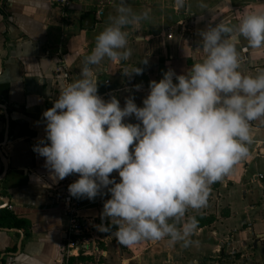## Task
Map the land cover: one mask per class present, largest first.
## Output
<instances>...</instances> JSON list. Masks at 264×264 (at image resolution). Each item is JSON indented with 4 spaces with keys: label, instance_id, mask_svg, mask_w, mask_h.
Segmentation results:
<instances>
[{
    "label": "crops",
    "instance_id": "crops-1",
    "mask_svg": "<svg viewBox=\"0 0 264 264\" xmlns=\"http://www.w3.org/2000/svg\"><path fill=\"white\" fill-rule=\"evenodd\" d=\"M119 3L0 0V264L66 263L69 220L60 198L64 179L50 178L33 143L41 139L49 143L42 114L66 82L81 78L85 55L110 23L109 17L116 15ZM127 3L138 13L147 11L149 18L125 29L132 53L127 61L105 58L90 66L97 94L106 102L115 97L123 108L131 98L143 107L150 81H159L170 69L186 74L203 60L200 33L216 24L233 28L225 38L241 58L240 72L256 75L257 69H264V46L249 47L236 31L243 15L264 12V0ZM134 67L140 74H124ZM123 122L141 123L135 116ZM251 124L247 155L210 186L206 207L186 213V218L195 216L198 221L192 244H169L165 238L123 246L114 234L116 226L107 217L101 219L103 203L111 198L102 188L93 200L81 198L85 204L81 214L98 237L97 250L79 255L92 261L73 264H264V123ZM110 179L119 182L118 172L113 171ZM14 220L21 226L13 225ZM74 257L78 256L69 259Z\"/></svg>",
    "mask_w": 264,
    "mask_h": 264
},
{
    "label": "clouds",
    "instance_id": "clouds-1",
    "mask_svg": "<svg viewBox=\"0 0 264 264\" xmlns=\"http://www.w3.org/2000/svg\"><path fill=\"white\" fill-rule=\"evenodd\" d=\"M148 18L147 11L138 13L120 0L85 55L81 78L66 82L43 112L49 143L41 139L33 151L44 157L50 178L78 174L68 186L71 196L93 200L107 188L111 198L103 203L101 219L116 226L123 246L168 238L169 244L188 247L198 221L186 213L206 207L210 186L247 155L250 122L264 123V69L240 72L241 58L225 38L233 28L216 24L200 33L203 60L186 74L170 69L150 81L143 107L131 98L123 108L115 97L104 101L90 66L105 58L127 61L132 53L125 29ZM236 31L249 47L264 46V12L243 15ZM132 72L141 70L124 74ZM129 116L141 123H124ZM113 171L119 182L110 179Z\"/></svg>",
    "mask_w": 264,
    "mask_h": 264
},
{
    "label": "built area",
    "instance_id": "built-area-1",
    "mask_svg": "<svg viewBox=\"0 0 264 264\" xmlns=\"http://www.w3.org/2000/svg\"><path fill=\"white\" fill-rule=\"evenodd\" d=\"M61 5H65L67 0H52ZM67 76L66 73H64ZM252 126L251 122L249 127ZM39 142H34L33 146ZM262 176V175H260ZM78 179L77 174L67 176L63 182V189L60 193L65 212L68 216L69 225L66 233V244L64 249V257L66 263L71 256L90 255L97 250L98 237L91 231L90 222L81 214L85 204L81 198L70 195L68 186Z\"/></svg>",
    "mask_w": 264,
    "mask_h": 264
},
{
    "label": "trees",
    "instance_id": "trees-1",
    "mask_svg": "<svg viewBox=\"0 0 264 264\" xmlns=\"http://www.w3.org/2000/svg\"><path fill=\"white\" fill-rule=\"evenodd\" d=\"M12 224L16 226H21V222L19 220H14ZM69 260L70 261H68V264H73V262H78V261H82V262L92 261L91 258L85 257V256H78V257L71 258Z\"/></svg>",
    "mask_w": 264,
    "mask_h": 264
},
{
    "label": "water",
    "instance_id": "water-1",
    "mask_svg": "<svg viewBox=\"0 0 264 264\" xmlns=\"http://www.w3.org/2000/svg\"><path fill=\"white\" fill-rule=\"evenodd\" d=\"M8 203H6L5 205H7Z\"/></svg>",
    "mask_w": 264,
    "mask_h": 264
}]
</instances>
